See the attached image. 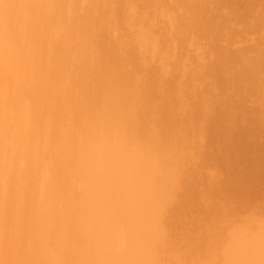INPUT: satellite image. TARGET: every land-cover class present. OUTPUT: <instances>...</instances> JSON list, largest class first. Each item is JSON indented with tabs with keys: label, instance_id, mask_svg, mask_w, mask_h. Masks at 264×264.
<instances>
[{
	"label": "bare ground",
	"instance_id": "obj_1",
	"mask_svg": "<svg viewBox=\"0 0 264 264\" xmlns=\"http://www.w3.org/2000/svg\"><path fill=\"white\" fill-rule=\"evenodd\" d=\"M89 1L87 2V0H85L87 3H85L84 0H81V2L77 1L80 4L82 3L81 6H79L80 8L78 7L80 9V12H78L81 13V16L85 17L84 19L88 16L89 19L92 14L97 11H94L96 9L95 6L93 10V5L91 6ZM169 1L171 0H168V2ZM193 1L191 0V3ZM199 1L198 3H200ZM171 2L173 3V0ZM214 2H216V0ZM73 3L74 0H0V264H171V254L177 255V253H179L178 258H183L182 256L189 254V250L187 249L188 245L191 243L193 245L194 243L195 246L196 238L200 235V231L203 228L201 220L203 216L199 214L186 216V213H182L184 210L182 209V203H184V207L187 206V210L190 207L187 203L188 201L182 198L183 195L180 189L183 185L179 180L175 182L169 181V183L167 179L165 181L164 179L157 180L159 197L155 191H153V193L146 191L149 186V184H147V181H149L147 180V173L149 170L147 171L145 169H150L151 166L148 165L150 162L147 163L146 168L144 166V168L139 171L136 170L137 167L132 168V166L129 165L131 162L128 156L134 151V143L131 139L127 141H131L133 144L131 142L126 143H131L129 147L133 146V149L130 150L132 152L127 153L124 151L126 157H122L127 159L128 165L126 164V169L122 166L123 161L121 152L115 149L118 148L119 144H113L116 142L115 140L117 138L114 137L115 140H113V135L111 133L114 131L116 135L118 130L120 132L122 127L124 128L127 126V122H125L126 119L130 120V123L128 122L129 124H132L129 125V127L132 126L129 130L135 128V132H132L138 133L139 140L136 141L142 142H140L141 147L148 146L149 148H156L158 146L160 151L166 154L169 152L167 150L168 145L159 143L156 146V142L161 139L159 140L156 136L154 137L153 134V136L149 134L150 136L146 137L144 131L141 133L142 131L140 129L144 124L141 125L142 123L138 122V120L141 119L140 116L142 114L147 113V109H143L146 103L143 99L144 97L139 98L141 96L135 93L139 95L136 98L133 93L134 90L132 91L131 89L129 90H131L132 93L127 92L130 96L127 94L123 97L120 95L121 90L119 92L118 86L112 84V82L111 87L109 88L108 86L110 91H106L107 89L103 87L104 85L101 80L107 81V74H112H110V72L106 74L103 71L109 59L107 60L104 57L107 61L105 60L103 62L99 57L98 60H95L91 55L90 51L92 49L90 50V48L92 46L94 47L93 44H96V46L100 45V39L98 38V40L92 44H89V40H85L86 37L83 35L85 33L87 34L91 27L88 26L89 23L86 25V20L79 21V17L76 18L77 21H75L76 19L73 20V18L77 16L72 6ZM136 4L138 5V3ZM206 4L205 2L203 5L206 6ZM201 6L200 8L197 6L199 10ZM215 6L213 7L212 4V8H215ZM161 7L159 8L163 9ZM188 7L190 8L191 6ZM197 7L196 9H198ZM130 8L128 7L129 14L132 13L130 12V10H132ZM114 9H112V11ZM190 10H192V8ZM199 10L198 13H200ZM203 11L204 9L202 10V14ZM207 11L206 13H208ZM111 13L113 12L110 10V14ZM167 13L169 14V12ZM179 13L181 14V12ZM209 13L212 14L213 11ZM159 14L157 16H161V14ZM113 15L112 17H114ZM110 16L108 17L109 19ZM163 16L161 18H163ZM208 16H210L211 19V15ZM202 17H204V15ZM109 19H105L107 24L108 22L110 23ZM116 19L114 20L116 21ZM170 19V17L169 19L165 18L167 22H170L168 21ZM101 20L103 19L101 18ZM118 22L115 23L118 24ZM194 22H197L196 19ZM101 23L102 21L99 23V26L97 25L98 27L95 26L99 28ZM111 23L110 25L113 24L112 27L116 25ZM206 23L208 22L205 20V24ZM91 26L93 27L94 25ZM107 26L109 27V24ZM112 27L107 28L108 31L112 30ZM128 28L125 29L128 30ZM131 28L132 27H130V29ZM139 28L140 27H138V30H140ZM172 29L174 28L171 27V30ZM196 29L198 30V28ZM98 30L101 32V27ZM171 30L169 29V31ZM91 31H93L92 28ZM93 32L95 33L96 30ZM103 32L104 34L107 32H105V28ZM112 32L114 37L118 38V31L116 30L117 36L114 33L115 31ZM98 33L97 31V35ZM108 34L107 32L106 39L110 40V38L107 37ZM142 34L143 33H141L140 36ZM123 38L125 39L126 37ZM138 38L140 37L138 36ZM190 38L193 39L191 35ZM94 39H96V36ZM118 39L120 45H118L117 42L116 44L120 48L121 40L123 39L120 40V36ZM154 40H157L155 36L152 41ZM112 41L115 42L116 40H111V43ZM106 42L108 41L106 40ZM139 42L142 43L144 41L139 40ZM144 43L142 45L143 49L145 47ZM188 44L191 47L193 43ZM188 44L187 47L191 50L192 47L189 48ZM108 48L111 47L108 45ZM116 48L117 46L115 45V49ZM145 48L147 50V47ZM154 48H156V46ZM195 48L198 49V47ZM99 50L101 51V49ZM199 50L200 49L197 51ZM109 51L112 52V50ZM118 51L120 50L118 49ZM104 52L107 51L105 50ZM158 52L157 54H159ZM151 53H153V51ZM148 54L151 55L150 53ZM96 55L94 54V56ZM162 55H164V53H160L158 57L160 56L161 59L163 58L161 57ZM196 57L199 58V56ZM120 58L121 57H118V59ZM210 58L212 57L210 56ZM151 59L154 60L153 58ZM164 59H162L163 62ZM144 60L145 59H143L142 62ZM126 63L127 61L125 64ZM182 64L184 63L181 61V65ZM167 67H164V69H167ZM162 68L163 67H161L160 70H162ZM163 71L166 76L167 73L165 70ZM180 72L182 73V71ZM114 74L112 75L114 76ZM158 74L159 73H157V76H159ZM123 76L127 77V74ZM133 79L131 78V80ZM139 81L140 80H137V82ZM119 82L122 83L121 81ZM124 82L125 80L123 83ZM144 82L145 81L142 83ZM123 88L124 86L121 88L122 91L125 90ZM142 88L144 89V86H142ZM104 91L109 92V97ZM143 95L144 94H142V96ZM127 114L129 116H127ZM150 114L153 115L151 112L149 115ZM125 117L126 119H124ZM105 118H107L109 122H101V120L103 121ZM111 118L113 123L110 124ZM141 120H144V118ZM184 120L186 119L184 118ZM123 122H125V125ZM137 123H140L142 127L138 128ZM156 123L159 122L157 121ZM108 127L110 129L112 127V132H110V134L112 135L111 139L113 140V145L109 143L110 136L107 137V133H109ZM149 127H151V125ZM152 130L155 131V129H151V131ZM119 135L125 136V134L121 135L118 133L117 137H119ZM167 135L169 136V134ZM130 136L132 137L131 134ZM130 136L127 135L128 138H131ZM127 137L126 139H128ZM133 138L135 139L136 137ZM122 140L121 143H119H123L124 145ZM254 149L253 151H255L256 154V146H254ZM157 151L159 152L158 149ZM148 152H150V150ZM132 156H134V154L130 156L134 161L135 159ZM133 169L135 170L133 171ZM169 171H171V169ZM154 179L156 181V178ZM156 183L154 187H156ZM174 184H176V186ZM178 186L179 190H177ZM163 190H166V193L168 190V192L173 191L179 194V196L181 195L178 197L179 202H175V198L173 199L171 197L165 202L166 205L163 206ZM160 195L162 196L160 197ZM179 198H182V200H179ZM193 212L194 211L191 210L190 213ZM175 213H177L178 216L170 220L171 214L174 215ZM172 222L174 230L172 229ZM212 254L215 255V252L212 251Z\"/></svg>",
	"mask_w": 264,
	"mask_h": 264
},
{
	"label": "rangeland",
	"instance_id": "obj_2",
	"mask_svg": "<svg viewBox=\"0 0 264 264\" xmlns=\"http://www.w3.org/2000/svg\"><path fill=\"white\" fill-rule=\"evenodd\" d=\"M77 1L81 2V0H74L72 6L75 9V14L77 16H75L74 14L75 18H73V20L79 17V21L86 20V25L88 23L94 25L92 27L88 24V26L91 27L93 31L96 30V32L94 33L93 31H91V28H89L87 34L85 33L87 36L85 34L83 36L87 38H85L86 41L89 40V44L95 43L98 38L100 39L99 42H101V44L97 46L96 44H93L94 47L92 46L90 48V50H92H89L91 55L94 57L95 60H98L100 58L103 62L106 59H109L106 66L104 65L105 67L103 68V71L106 74L109 72L110 74L115 73L114 76L112 74H107V81L101 80L104 85L103 87L107 89L106 91H110L108 89V86L110 88L111 85L114 84L118 86L119 92L121 90L120 95L123 97L129 94L127 92L132 93L133 90L134 96L136 98L139 95L141 96L139 98L144 97L143 99L145 100V102L147 104L149 103L148 105L145 103V105L143 106V109H147V113H145L147 115L142 114L140 116V118H144V120H141L139 118L140 120H138V122H141V125H144L142 127L140 123H137L138 128H143V130L142 128L140 130L142 131L141 133H143L144 131L146 137H149L153 134L154 137L156 136L159 140L161 139L160 141L156 142V146L159 143L168 145L167 150L169 152L166 154L163 153V151H160V148L158 146L156 148H149L148 146L141 147L140 145L142 142L136 141L139 140L138 133H133L135 132V128L129 130L132 127H129V125L132 124H129L130 120H127L126 117L124 119H126L125 122H127V126H125L124 128L122 127V130H120V132L118 130L116 135L113 131V133H111L113 135L112 136L110 134V132H112V127L111 129L109 128L110 126L108 127L109 133H107V137L110 136V140L108 139L110 141L109 143L111 145L119 144L118 148L115 149H118L117 151L121 152V158L126 157L125 152H132L130 150L133 149L134 146V151L132 152L134 156L132 157H134L135 160L133 161V158L130 157L132 154H130L128 158L131 162L129 163V165L132 166V168L137 167V171L144 168V166L146 168L147 163L150 162L148 164L149 166H151L150 169H145L147 171H150V173L149 171L147 173L148 176L146 174L147 180H149L147 181V184H149V186L146 191H149V193H153V191H155L159 197V192L157 191V180L164 179L165 181L167 179L168 183L169 181L175 182L179 180L180 182H182L183 185L180 189L181 194L183 195L182 198H185V201H188L187 203L190 207L187 210V206L184 207V203H182V209H184L182 213H186V216H192L195 214L203 216L201 219L203 228L200 231V235L196 238L195 246L194 243L193 245L192 243L188 245L187 249L189 250V254L186 256H182L183 258H178L179 253H177V255L171 254V264H264V0H216V2H214L215 0H192V3L191 0H173V3L171 2L172 0L169 1L170 3L168 2V0H87V2L89 1V3L91 4V6L93 5V10L95 8L96 9L94 11L97 10L95 13L92 14V19L91 17L88 19L89 16L86 17V19H84L85 17L81 16V13H79V6H81L83 1L81 4ZM198 1L200 3H198ZM205 2L207 3L206 6L203 5ZM209 2L213 4V7L216 5V3L219 7L216 5V9L212 8V4H210ZM136 3H138V5ZM199 5H203L201 6L200 10ZM188 6L191 7L189 8ZM195 6H198L199 8L197 7L198 9H196ZM128 7H131L130 9L132 10H130V12H132L133 14L128 13ZM159 7L163 9H160ZM207 7L211 8L209 9ZM191 8L193 10V13H196L193 14L192 10H190ZM112 9L114 10L112 11ZM203 9L204 11L202 14ZM110 10L111 12H113L111 14H114V17H112V15L110 14ZM198 10L200 13H198ZM178 11L181 12V14ZM206 11L208 13H206ZM212 11V14L209 13ZM159 12L161 16H157ZM167 12H169V14ZM204 12L206 15L204 14ZM115 14L118 15L116 16ZM167 15L171 18L170 20H168L171 23L165 20V18L169 19ZM203 15L204 17H202ZM208 15H211V19ZM109 16L110 19L108 18ZM162 16L164 18V21L163 18H161ZM179 16L182 18H180ZM101 18L103 20H101ZM104 18L107 20L109 19L110 23L117 18L116 21H114L119 22L118 24H116L114 21L112 22L116 24L113 26L114 28L112 27L113 24L111 23L112 25H110V23L108 22L109 27H112V30L109 29L110 31H108L107 28L109 27L107 26V21ZM195 19L197 22H194ZM205 20L208 23L205 24ZM75 21H77V19ZM101 21L102 23L100 24V27L102 31L100 32V30H98L100 27H97L99 26V23ZM126 23L128 24L129 28L127 27ZM95 25L98 26L96 27ZM167 25H169L170 27ZM102 27L105 28V32L107 31L110 34V36L109 34L107 36L108 38H110V40L106 39L107 32L104 34V28ZM130 27L132 28L130 29ZM138 27H140L139 29L141 31L138 30ZM171 27H173L174 29L171 30ZM125 28H128V30H126ZM196 28H198L199 31ZM113 29H116L118 31L117 35L120 36V40L123 39L121 40L122 47L120 46V48L118 47V45H120L118 39L119 36L118 38L114 37L112 31H115L114 33L116 35V30ZM134 29L137 31H135ZM169 29L171 31H169ZM97 31L99 32L98 35ZM137 32L143 34L140 36V34H138ZM197 34L199 35V38ZM190 35L193 39L190 38ZM209 35L213 36L210 37ZM95 36L96 39H94ZM138 36L140 38H138ZM154 36L157 40L152 41L154 39ZM123 37L126 38L124 39ZM134 37L136 38V40ZM141 37L142 39H144L142 40ZM137 39H139L140 41H144L145 43H141ZM198 39L200 42L198 41ZM106 40L108 42H106ZM111 40L116 41H112L111 43ZM202 40L204 43L202 42ZM116 42L118 45L116 44ZM187 42L190 44L193 43L191 45V50L188 49ZM143 43L144 46L147 47V50L145 47V50L143 49ZM107 44L111 48H108ZM194 44L197 46H195ZM115 45L117 46L116 49ZM155 46L157 50L156 48H154ZM180 46L182 49L180 48ZM193 46L198 47V49L200 50L197 51L198 49ZM191 47L189 46V48ZM95 49L98 50L96 51ZM99 49H101V51ZM118 49L120 51H118ZM153 49L155 50V52ZM105 50L107 52H104ZM109 50H112V52ZM152 51L153 53H151ZM157 52L159 54H157ZM148 53H150L152 56ZM160 53H164V55L161 56L163 57L161 59L160 56L158 57ZM194 53L198 55H195ZM94 54L98 55L94 56ZM104 54H107L109 56H105ZM118 54L121 56H119ZM196 56H199V58H197ZM210 56L213 59L210 58ZM104 57L106 59H104ZM118 57H123V60L121 58V60L118 59ZM151 58H153L154 60H152ZM143 59L145 60L142 62ZM162 59H164V62ZM137 60L139 61V63ZM110 61L111 63L113 62V67ZM126 61L127 63L125 64ZM181 61L182 63H184L182 64L183 68L181 65ZM127 64L129 65V69ZM122 65H125V68ZM161 67H163L162 70H160ZM164 67H167V69H164ZM152 69H154L155 71ZM163 70H165V72L167 73L166 76L164 75ZM180 71H182V73ZM125 73L127 74V77L123 76L126 75ZM157 73H159V76H157ZM131 78L134 79L131 80ZM124 80L125 82L123 83ZM137 80H140L141 82H137ZM119 81H121L123 84ZM143 81H145L146 83H142ZM118 82L120 83V87ZM123 86V89H125L126 92L125 90L122 91L121 88ZM142 86H144V89L142 88ZM129 89H131L132 91ZM106 91L104 92L107 93V96L109 97L110 94ZM135 93L139 95H136ZM142 94L144 95L142 96ZM152 104L156 105L154 106ZM148 112H151L153 115H149ZM178 115L181 117H179ZM127 116L129 115L127 114ZM184 118L186 120H184ZM111 121L112 118L110 119V124L113 123V121ZM157 121L159 123H156ZM101 122L107 123L109 122V120L105 118L103 121L101 120ZM125 122H123L124 125ZM145 123L147 127L145 126ZM147 124L149 126L151 125V127H149ZM144 128H146L147 130ZM150 128L155 129L156 132L154 130L151 131ZM118 133L121 135L125 134V136L119 135V137H117ZM126 134L128 136H130L131 134L132 137L130 136L131 138H128ZM167 134H169V136ZM111 136L113 137V140L117 138L115 140L116 142L114 141L115 143L113 144ZM126 137L128 139H126ZM133 137H136L137 139H134ZM157 138L155 139L158 140ZM120 139L125 140H122V142H124V145L123 143L120 144ZM130 139L134 144L131 141H127ZM126 142H131L133 146L129 147L131 143L127 144ZM254 146H256L257 148L256 154L255 151H253L255 150ZM157 149L159 150V152L157 151ZM149 150L150 152H148ZM122 161V166H124L125 168L126 164L128 165V161L124 158H122ZM154 165L156 166V169ZM170 169L171 171H169ZM134 170L135 169H133V171ZM154 178H156V181ZM155 183L156 187H154ZM174 185L176 186V184ZM177 190H179V186L177 187ZM163 193V206L166 205L165 202H167L168 199L171 197L173 199L175 198V202H179L178 197H180L181 195L179 196V194H177L176 192H168L167 190L166 193V190H163ZM161 196L162 195H160V197ZM182 198H179V200H182ZM191 210H193L194 212L190 213ZM177 216V213H175L174 215L171 214L170 220L175 219V217ZM172 229L174 230L173 222ZM212 251L215 252V255L212 254Z\"/></svg>",
	"mask_w": 264,
	"mask_h": 264
}]
</instances>
